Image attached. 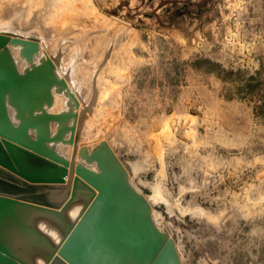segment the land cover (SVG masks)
Instances as JSON below:
<instances>
[{
	"label": "rangeland",
	"instance_id": "obj_1",
	"mask_svg": "<svg viewBox=\"0 0 264 264\" xmlns=\"http://www.w3.org/2000/svg\"><path fill=\"white\" fill-rule=\"evenodd\" d=\"M58 1L0 0V31L55 58L81 142L110 141L165 197L153 216L184 264H264V0Z\"/></svg>",
	"mask_w": 264,
	"mask_h": 264
},
{
	"label": "water",
	"instance_id": "obj_2",
	"mask_svg": "<svg viewBox=\"0 0 264 264\" xmlns=\"http://www.w3.org/2000/svg\"><path fill=\"white\" fill-rule=\"evenodd\" d=\"M39 53L33 37L0 31V264H184L153 216L165 197L139 190L108 140L78 150L68 120L79 98ZM54 90L67 110L49 111ZM57 142L75 143L70 159Z\"/></svg>",
	"mask_w": 264,
	"mask_h": 264
},
{
	"label": "bare ground",
	"instance_id": "obj_3",
	"mask_svg": "<svg viewBox=\"0 0 264 264\" xmlns=\"http://www.w3.org/2000/svg\"><path fill=\"white\" fill-rule=\"evenodd\" d=\"M54 3H55V0H52ZM60 1V0H59ZM58 1V2H59ZM119 9V8H118ZM1 31H7V30H1ZM9 31V30H8ZM9 32H12V33H16V34H19V35H23V34H20V33H18V32H13V31H9ZM23 36H25V37H33L34 39H36L38 42H39V44H40V53H39V56H37L36 57V59L37 60H39V57H41V56H44V55H49V53H47L45 50H42L41 49V41H40V38L39 37H37V36H27V35H23ZM12 51H13V54L15 55V57L17 58V60H18V62H19V67L21 68V69H23V67L26 65V62L24 61V60H21L20 58H19V48H12ZM51 55V54H50ZM49 55V56H50ZM54 55V54H53ZM55 59V58H54ZM57 66H58V63H57ZM61 68V67H60ZM57 70H58V67H57ZM102 73V72H101ZM101 75V74H100ZM97 76H99V74L97 75ZM64 77L66 78V80L68 81V83H69V86H70V88L73 90V92L77 95V97L79 98L80 96H78V94H77V92H76V90L73 88V87H75V86H71V83H70V81H69V79H68V77L67 76H65L64 75ZM98 78H100V77H98ZM103 78H104V76H103ZM71 79V78H70ZM101 80H102V77H101ZM102 82V81H101ZM102 89H104V87L103 88H101V92L100 93H103V96H105L106 94L104 93V92H102ZM103 91H105V89L103 90ZM108 91V90H107ZM107 93V92H106ZM54 96H55V101H54V104H53V106L52 107H50L49 108V111H51V112H56V111H53V109H54V107H57V105L61 102V101H64V103H65V105H66V107H61V109L59 110V111H57V112H60V111H62V110H67L68 108H69V104H68V101H69V96H67V95H65L64 93H62V94H59V93H57V92H55V90H54ZM101 96H102V94H101ZM102 96V97H103ZM83 99V98H82ZM55 105V106H54ZM74 109H75V113L77 114L75 117H71L69 120H68V123L71 125V124H73L74 122H76V125H77V128H76V133H75V142L77 143V147H78V150L80 149V147L82 146V145H87L90 149H92L93 147H95L96 145H98L100 142H101V140H103V139H101L95 146H90V145H88V143L87 144H83L82 142H81V140H80V138H81V122H82V119H83V112L85 111V108H83L82 107V101H81V99L79 98V105H75L74 106ZM87 109V108H86ZM57 125H58V123L56 122V121H53L52 123H51V129H52V133L53 132H55L56 131V128H57ZM70 130L66 133V135H65V137H68L69 135H70ZM83 139V138H82ZM83 141H85V139L83 140ZM109 143H110V145L112 146V144H111V142L109 141ZM56 145H57V149H58V151L61 153V154H63V155H65V156H67L69 159L72 157V154H73V151H74V146H75V143L73 142V143H69V144H65L64 142H57L56 143ZM113 147V146H112ZM76 161H79V162H82V163H85L86 164V162L84 161V160H82L81 158H79V156H78V154H77V156H76ZM89 165V164H88ZM90 166H92L93 168H95L96 167V163L94 162L93 164H91ZM139 169V168H138ZM130 179H131V175H130ZM147 196H152V197H158L156 194H148ZM154 203V202H153ZM152 203V204H153Z\"/></svg>",
	"mask_w": 264,
	"mask_h": 264
},
{
	"label": "crops",
	"instance_id": "obj_4",
	"mask_svg": "<svg viewBox=\"0 0 264 264\" xmlns=\"http://www.w3.org/2000/svg\"><path fill=\"white\" fill-rule=\"evenodd\" d=\"M55 106V105H54ZM57 107H54V109H53V111H59L61 108H59V109H56Z\"/></svg>",
	"mask_w": 264,
	"mask_h": 264
},
{
	"label": "flooded vegetation",
	"instance_id": "obj_5",
	"mask_svg": "<svg viewBox=\"0 0 264 264\" xmlns=\"http://www.w3.org/2000/svg\"><path fill=\"white\" fill-rule=\"evenodd\" d=\"M1 174V173H0Z\"/></svg>",
	"mask_w": 264,
	"mask_h": 264
}]
</instances>
